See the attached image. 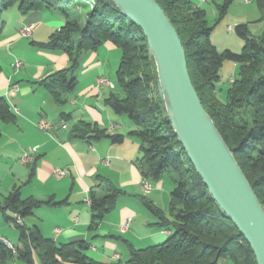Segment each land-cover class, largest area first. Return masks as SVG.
Listing matches in <instances>:
<instances>
[{
	"label": "trees",
	"instance_id": "obj_1",
	"mask_svg": "<svg viewBox=\"0 0 264 264\" xmlns=\"http://www.w3.org/2000/svg\"><path fill=\"white\" fill-rule=\"evenodd\" d=\"M176 30L186 56L192 85L204 110L238 167L252 188L264 211V30L254 36L247 24H237L234 32L243 42L241 52H219L211 41L213 28L206 11L191 0H155ZM259 21H264V0H256ZM89 11L81 17L71 7H82L77 0H0L1 15L10 8L22 14L48 10L65 18L64 24L48 40L33 43L43 50H61L69 66L46 77L40 84L47 88L54 102L65 103L75 88V70L84 53L95 51L104 43L121 50L116 70V83L122 95L110 92L104 104L117 116H126L133 124L128 136L139 141L136 164L141 176L158 182L169 174L174 187L169 193L168 210L162 212L148 198L146 208L160 220V226L170 230L160 244L143 249L130 247L126 261L97 262L90 259L85 242L55 245L44 238L36 226L27 228L14 223L9 209L22 217L39 205L38 201L22 200L18 191L5 198L0 207L5 222L19 232L22 250L13 254L0 243V264L17 255L32 264L36 250L41 264H221L229 259L233 264H256L252 250L233 223L224 216L211 198L206 186L195 173L188 157L167 120L156 93V68L141 30L121 15L111 0H85ZM232 0L217 5L219 16L226 14ZM77 7V8H78ZM77 10V9H76ZM224 60L237 65L233 81L225 91L219 87L220 68ZM225 93L220 100L218 93ZM9 117L8 106L0 98V118ZM72 134L77 138H109L113 144L124 140L122 134H106L90 124H80ZM122 191L108 181H100L98 191L89 192L91 228L110 211Z\"/></svg>",
	"mask_w": 264,
	"mask_h": 264
},
{
	"label": "crops",
	"instance_id": "obj_2",
	"mask_svg": "<svg viewBox=\"0 0 264 264\" xmlns=\"http://www.w3.org/2000/svg\"><path fill=\"white\" fill-rule=\"evenodd\" d=\"M191 1L206 11L209 21L208 13L214 12L213 7L222 0ZM234 4L242 8L243 16V20H235L234 25L245 23L252 34L264 30L256 0H234ZM1 19L0 98L8 106L9 117L0 118V207L5 206V198L14 191L19 192L22 200L38 201L39 205L22 217V225L36 226L41 235L55 245L85 242L86 255L97 262L126 261L130 247L143 249L164 242L170 230L160 226L161 220L143 201V197L149 195L148 199L166 212L169 196L167 190H163L164 181L147 180L152 188L148 194L143 193L144 178L136 164L140 156L139 141L127 135L134 127L104 104L111 90L95 85L101 76L110 79L108 54L114 52L115 55L117 50L108 45L111 43H104L95 51L84 53L80 60L84 65L81 74L75 77V88L65 103L58 105L40 81L67 68L68 57L61 50H43L33 43L47 41L64 24L65 18L48 10L22 14L10 8L2 13ZM31 24V37H22L21 29ZM216 37L212 33L211 40L218 50L221 48L215 42ZM16 62L21 63L20 67L15 66ZM13 85L17 86L14 96L8 94ZM41 118L51 123L53 129L48 132L38 129L36 124ZM63 123L65 129L60 127ZM80 124H90L97 130H105L106 134H122L124 140L113 144L104 136L74 137L72 131ZM33 149L32 162L22 163V155ZM55 169L66 170V174L57 178L53 175ZM103 180L122 194L115 198L112 208L95 228H91L90 204L85 198L90 190L98 191ZM158 199L164 201V206H158ZM5 213L14 215L9 209ZM126 218H130L131 223L128 230L121 233L119 226ZM0 230L6 234L5 228ZM5 234L0 236L6 238ZM8 236L12 241L8 240L22 250L19 232L18 235L10 232ZM5 264L28 263L15 255ZM32 264H41L36 250H32ZM221 264L233 262L225 259Z\"/></svg>",
	"mask_w": 264,
	"mask_h": 264
},
{
	"label": "water",
	"instance_id": "obj_3",
	"mask_svg": "<svg viewBox=\"0 0 264 264\" xmlns=\"http://www.w3.org/2000/svg\"><path fill=\"white\" fill-rule=\"evenodd\" d=\"M138 27L156 68V93L168 122L211 198L264 264V211L212 120L187 70L181 40L155 0H111Z\"/></svg>",
	"mask_w": 264,
	"mask_h": 264
},
{
	"label": "rangeland",
	"instance_id": "obj_4",
	"mask_svg": "<svg viewBox=\"0 0 264 264\" xmlns=\"http://www.w3.org/2000/svg\"><path fill=\"white\" fill-rule=\"evenodd\" d=\"M225 0H222L220 2V6L224 3ZM78 4H80L82 7H71L70 9H72L73 11H76L78 14L82 16H84L88 11L90 6L87 5V3L85 2V0H77ZM255 4V2H253V5ZM212 7V6H211ZM77 9V10H76ZM214 12L212 13H208V18H209V24L211 25V27L213 28L212 33L216 34V40L215 42L217 44H219V47L221 49H218L219 52H222L224 50H230L234 53H239L241 52L242 48H243V42L242 40L236 36L235 32H234V21L235 20H243V16L241 15V10L242 8H240L238 5L234 4V0H232V2L230 3V5L227 8L226 14L223 17L219 16V10L218 7H213ZM238 24H245V23H238ZM232 26V27H231ZM220 28H223L222 30H220ZM228 28H232V31L228 30ZM216 30L219 31V34L216 33ZM229 31V32H228ZM256 32V33H255ZM253 32L254 36H259L262 31H255ZM212 37V34H211ZM212 41V40H211ZM213 43V41H212ZM110 45L113 49L117 50V52H110L108 54V68H109V77L110 80L115 84V88L113 90H111L112 92H114L115 94L121 96L122 92L120 90V88L118 87L117 83H116V68L119 64V60L121 57V50L116 47L115 45L112 44H108ZM214 45V44H213ZM89 52H93V51H89ZM116 53H118V55H116ZM84 65V62L80 63L79 67L76 68L75 70V77L76 75L81 74L82 72V66ZM237 72V65L229 60H224L222 63V66L220 68V76L221 79L219 81V87L222 88L223 91L226 90V88L228 87L229 82H227V79L230 78L231 76L235 77V74ZM225 93L220 92L218 93V96L220 98V100L224 101L225 100ZM122 117V119L125 120V122L128 125H133L130 120L126 117V116H120ZM160 181H164L163 184V190L166 189L167 193L166 195L169 196V193L171 192V190L174 187L173 181L171 179V176L169 174L164 175L158 182ZM156 183V182H154ZM147 198H149V195H146ZM158 206L162 207L164 206V201H162V199H158ZM0 228H5L6 234L4 232H2L0 230V234H5L4 236H6L7 239H9L10 241H12V239L8 236V233L10 234V232H14L18 235V231L15 228H12L9 226V224L5 223L3 220V217L0 213ZM2 238V235L0 236Z\"/></svg>",
	"mask_w": 264,
	"mask_h": 264
},
{
	"label": "built area",
	"instance_id": "obj_5",
	"mask_svg": "<svg viewBox=\"0 0 264 264\" xmlns=\"http://www.w3.org/2000/svg\"><path fill=\"white\" fill-rule=\"evenodd\" d=\"M201 1H204V0H201ZM32 30H33V25L32 24L31 25H27L23 29H21L20 35L22 37L29 38V37H31ZM20 65H21L20 62H16L15 63L16 67H20ZM232 81H233V77H230L229 82H232ZM95 85H96L97 88H108L110 90H113L115 88V84L109 78L104 77V76L99 77L96 80ZM16 91H17V86L13 85V86H11L8 89V94L14 96L16 94ZM36 126L38 127V129H40L42 131H46V132H48L49 130L53 129V126L51 125V123H49L48 121H46L43 118H41L37 122ZM60 127L62 129H65L66 128L65 123L61 124ZM34 153H35L34 149L29 151V152L24 153L22 155L21 159H20L21 162L24 163V164L32 162ZM65 174H66V170H63V169H55L53 171V175L55 177H57V178L63 177ZM151 188H152L151 183L144 179L143 183H142V191H143V193L144 194H148L150 192ZM85 202L87 204L91 203L89 196H87L85 198ZM13 217L15 219L14 223H16V224L22 223V220H21L19 215L14 214ZM130 223H131V219L130 218H126L125 220H123L122 223L119 226L120 232L121 233L126 232L128 230V228H129V226H130ZM12 225H13L12 222L9 223V226H12ZM0 243L5 245L6 248L9 249L13 254L16 253V247L8 239L0 237Z\"/></svg>",
	"mask_w": 264,
	"mask_h": 264
}]
</instances>
